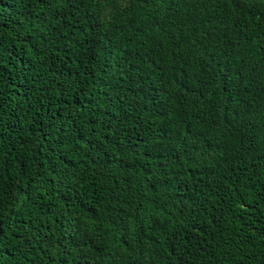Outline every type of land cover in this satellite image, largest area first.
I'll return each instance as SVG.
<instances>
[{"label": "trees", "instance_id": "trees-1", "mask_svg": "<svg viewBox=\"0 0 264 264\" xmlns=\"http://www.w3.org/2000/svg\"><path fill=\"white\" fill-rule=\"evenodd\" d=\"M0 264H264V0H0Z\"/></svg>", "mask_w": 264, "mask_h": 264}]
</instances>
